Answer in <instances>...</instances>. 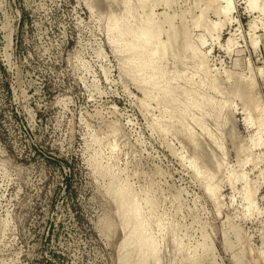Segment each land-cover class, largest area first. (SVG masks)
<instances>
[{
    "label": "rangeland",
    "instance_id": "obj_1",
    "mask_svg": "<svg viewBox=\"0 0 264 264\" xmlns=\"http://www.w3.org/2000/svg\"><path fill=\"white\" fill-rule=\"evenodd\" d=\"M184 1L152 11L159 19L184 12L189 22L188 11L200 12ZM106 3L0 0V264H124L112 197L123 185L163 264H190L186 256L238 264L236 255L264 264V121L248 124L235 98L237 132L254 160H241L227 140L226 168L212 169L210 194L175 133L169 94L148 68L113 50ZM232 3L219 33L191 26V39L209 80L227 72L250 79L264 112V8ZM206 16L219 19L211 9ZM247 180L257 187L253 200L244 197Z\"/></svg>",
    "mask_w": 264,
    "mask_h": 264
},
{
    "label": "bare ground",
    "instance_id": "obj_2",
    "mask_svg": "<svg viewBox=\"0 0 264 264\" xmlns=\"http://www.w3.org/2000/svg\"><path fill=\"white\" fill-rule=\"evenodd\" d=\"M172 1L106 0L108 5L106 3L105 6H108L107 10L110 9V11L108 10V20L110 22L109 30L113 34L112 47L114 51L125 53L128 58L139 63L140 66L148 68L152 72L151 76L159 83L161 92L169 94L172 104L177 107L179 113L180 128L175 129V133H180L185 138L188 144L187 148L194 159L192 164L205 182L209 193L213 195L217 191L218 173L221 168L223 169L222 165L226 166L227 140H230L241 160L246 158L254 160L251 157L253 153H250V147L245 144L246 141L241 144L242 137L240 138L237 132L234 118L235 98L241 101V107L245 113L244 119L248 124H253L257 120L264 121L263 104L261 105L263 101H260L258 92L256 93L254 90L255 83L253 85V81L249 78L245 81L240 76L227 72L224 79L220 77L221 75L215 77L213 75V79L209 80L207 74L210 72L208 73L204 67L207 60L203 59V54L201 56V52L198 50L199 47L197 49L191 39V26H201L210 34L218 32L220 24L228 19L230 12L234 9L232 0H193L190 9L198 8L200 13L196 15L193 10L188 11L191 16L189 22L186 21L184 12L179 13L180 15L172 13V11L167 14ZM222 2L225 5H221ZM260 2L262 1L249 0L250 7L255 9L264 8L261 6L263 3ZM155 3L157 6L159 3L168 6L164 18H157L152 11ZM138 8L143 10V13L137 14ZM261 8L259 9L261 10ZM210 9L219 18L217 22H208L210 19L206 18V15ZM262 11L264 12V10ZM178 16L180 20L176 23ZM199 57L200 60L197 59ZM168 59L172 60L171 64ZM170 65L175 68V70L172 68L174 74L171 73ZM121 68L128 69L129 64H121ZM189 70L193 71V74L201 73L203 78L205 80L208 78L209 81L204 80L205 84H203V78H201L202 82L195 80L193 75L189 76L186 73ZM256 114L260 119L255 117ZM262 121H260L261 124H263ZM180 139L183 140V138ZM212 169L218 170L216 176L212 173ZM234 177L236 176L233 174L228 176L232 184ZM251 183L250 180H247L244 184V197L247 200H253L254 193L257 191V187ZM112 197L116 203L119 229L122 232L123 247L120 258L123 263L163 264L161 249L150 235H146L148 226L135 196L123 185L115 188ZM247 250L245 254L250 257L251 250ZM188 259L190 264H195L188 256L182 261L185 262ZM235 260L238 264H255L253 260L249 261L250 263L245 262L239 255L235 256ZM172 263L173 259L169 264Z\"/></svg>",
    "mask_w": 264,
    "mask_h": 264
}]
</instances>
